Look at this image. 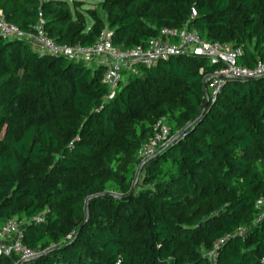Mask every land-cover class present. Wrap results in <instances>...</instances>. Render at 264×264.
Masks as SVG:
<instances>
[{
	"label": "trees",
	"instance_id": "obj_1",
	"mask_svg": "<svg viewBox=\"0 0 264 264\" xmlns=\"http://www.w3.org/2000/svg\"><path fill=\"white\" fill-rule=\"evenodd\" d=\"M0 9L24 33L41 14L58 44H92L107 28L131 47L187 27L240 47V65L264 60V0H0ZM137 67L109 93L103 63L0 36V230L16 220L36 251L1 253L0 264H264V73L227 77L206 102L218 68L206 57ZM158 120L169 134L142 159Z\"/></svg>",
	"mask_w": 264,
	"mask_h": 264
},
{
	"label": "built area",
	"instance_id": "obj_2",
	"mask_svg": "<svg viewBox=\"0 0 264 264\" xmlns=\"http://www.w3.org/2000/svg\"><path fill=\"white\" fill-rule=\"evenodd\" d=\"M190 11L192 15L196 12L194 7H191ZM33 29L32 33H24L16 24L7 21L0 9V36L2 38L22 39L26 37L33 40L36 49L41 53L52 56L62 55L86 65L103 63L105 69L102 80L108 85L109 93H114L120 80L128 75L137 74L139 70L137 65L150 68L171 56L185 53L206 57L209 62L218 66L214 74L207 79V89L211 99L217 95L225 79V77L219 78L216 75L225 74L246 78L264 73V60H257L251 67L240 65L236 62V57L241 52L240 47L205 39L196 28L164 26L159 34L150 37L145 45L137 44L131 47L114 44L112 31L107 28L92 44H58L45 33L44 18L41 14L38 15ZM169 131L170 127L158 120L154 124L153 134L138 149V156L143 159L153 154L158 144L166 139ZM257 204L262 206L260 216L264 215V195L258 197ZM34 218L41 219V217ZM6 237L10 239L5 240ZM20 237L21 232L16 220L7 221L0 230V254L15 251L21 253L22 258L34 256L36 251L22 244ZM118 262H120L119 259Z\"/></svg>",
	"mask_w": 264,
	"mask_h": 264
},
{
	"label": "rangeland",
	"instance_id": "obj_3",
	"mask_svg": "<svg viewBox=\"0 0 264 264\" xmlns=\"http://www.w3.org/2000/svg\"><path fill=\"white\" fill-rule=\"evenodd\" d=\"M94 7H95V6H94L91 2L84 3L83 6H82V13H83V15H84V17H85V21H86V24H87V25L90 24V23L92 22L91 15H90V13L87 11V9H93ZM99 15L101 16L102 13L99 12ZM28 40H30V42L32 43V47H35V44H34L33 40H32V39H29V38H28Z\"/></svg>",
	"mask_w": 264,
	"mask_h": 264
},
{
	"label": "water",
	"instance_id": "obj_4",
	"mask_svg": "<svg viewBox=\"0 0 264 264\" xmlns=\"http://www.w3.org/2000/svg\"><path fill=\"white\" fill-rule=\"evenodd\" d=\"M216 77H225V78H227V77H234V78H242V77H237V76H231V75H225V74H220V75H216ZM246 78H251V77H246ZM204 88H205V95H206V102L210 99V97H209V95H208V90H207V85H206V82L204 83ZM206 102H205V104H206ZM204 104V105H205ZM24 261V259H21L19 262H18V264H20L21 262H23Z\"/></svg>",
	"mask_w": 264,
	"mask_h": 264
}]
</instances>
